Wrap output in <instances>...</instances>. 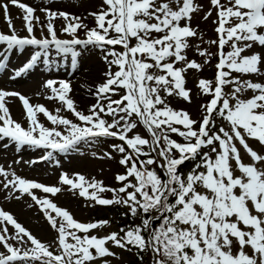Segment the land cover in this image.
<instances>
[{"label": "snow or ice", "instance_id": "6c2138e0", "mask_svg": "<svg viewBox=\"0 0 264 264\" xmlns=\"http://www.w3.org/2000/svg\"><path fill=\"white\" fill-rule=\"evenodd\" d=\"M12 3L25 13L22 30L27 35L17 34L5 5L11 34L0 33V72L6 70L14 51L22 54L28 47L36 50L11 79L29 73L42 57L48 68L53 49L58 55L70 56L75 67L81 54L77 46L101 51L107 71L105 81L96 87V103L89 114L78 111L69 98V82H45L44 87L52 93L46 98L58 100L80 124L52 114L43 105H31L20 93L0 90V141H10L17 151L24 146L45 149L44 161L53 153L77 150L81 142L96 144L107 138L122 142L111 145L112 152L121 155L118 163L125 169L115 177L119 188H107L102 181H88L80 174L75 178L62 174L59 182L70 190L78 189L80 197L97 205H122L128 210L126 215L139 222L105 237L89 235L109 222H77L67 210L32 191L55 196L61 188L28 181L14 172L8 179L10 174L0 167L3 188L19 193L16 199L30 196L58 234V251H52L0 208V245L4 249L0 264H95L116 256L106 246L109 242L125 251L150 254L152 264H264V154L248 143L251 140L264 146V83L244 79L264 77V0H227L226 4L210 0L216 9L213 23L218 40L209 43L218 51L199 50L198 54L206 57L205 64L216 55L218 63L214 81L201 79L197 85L211 97L202 106L204 114L199 121L167 103V97L174 96L190 102L185 73L202 69L185 53L190 47L188 38L198 35L190 21L201 6L193 0H102L98 11L89 13L95 19L93 28L81 23L80 17L41 9L46 23L40 27L47 35L39 39L33 34L40 23V18L33 16L35 9L18 0ZM211 15L209 11L203 19ZM58 18L64 21L61 32L70 39L58 37L53 23ZM78 30L85 31V39L79 38ZM228 87L230 93L225 91ZM249 90L252 96L242 99ZM115 96L119 98L113 99ZM6 97L22 101L28 128L12 119L4 103ZM37 113L53 127L40 123ZM217 116L227 122V130L213 131ZM197 124L198 129L194 128ZM138 125L149 138L134 133ZM60 126L63 131L58 130ZM173 133L184 142L173 139ZM104 156L114 158L111 152ZM188 161L193 167L184 174L180 169ZM105 192H111L112 198H104L101 194ZM8 225L15 229L14 234L9 233Z\"/></svg>", "mask_w": 264, "mask_h": 264}, {"label": "rangeland", "instance_id": "374dc122", "mask_svg": "<svg viewBox=\"0 0 264 264\" xmlns=\"http://www.w3.org/2000/svg\"><path fill=\"white\" fill-rule=\"evenodd\" d=\"M221 2L226 4L227 0H221ZM4 3H6V0H4ZM18 3H23L24 5L30 6L36 10L34 11L33 16L39 17L40 23L36 24L37 25L36 28L38 29L39 34L35 36L39 39L42 37V35L43 36L47 35V32H44L45 30H43L42 33L40 27V24L46 23L45 20L46 13L41 9H48L51 12H56V13L64 12L70 14V16L80 17L81 23H84L86 18L90 19V25L88 28H93L95 27V19L93 16L89 15V13L97 12L102 4V0H18ZM94 3L97 4L95 7L93 6ZM193 3L194 5L201 6L198 8L196 12H193L191 14L192 18L190 21V26L193 29L197 30L198 35L195 37L188 38L190 47L185 50V53L189 61H196L197 63L201 64L202 69L200 71L189 69L185 73V88L187 90H190V97H191L190 102L174 96V97H167V103L174 110L185 111L190 115L191 119L199 121L201 120V117L204 114L202 110V106L206 105L210 101L211 97L208 95H204L197 87V85L199 80L201 79L214 81L217 72L215 65L218 63V57L216 55L211 56L209 58L210 62L205 64L204 61L206 57L200 56L198 52L199 50H207L208 52L213 54L217 53L218 51L217 46L209 43V41L218 40V35L215 32V28L217 27V25L213 23V21L217 19V14H216V9L210 3V0H193ZM17 9L20 10V8ZM21 11L23 12L22 9ZM209 11H212V15L209 16L207 20H204L203 17ZM24 15L25 13L23 12V16ZM4 18L5 17L2 14V10L0 7V33L11 34L8 24L5 25L6 21ZM10 18L11 21H13L12 17ZM17 21L19 22H16L15 26L14 24L12 25L15 28L16 27H20V29L23 28L22 25L24 24L23 17L21 19L17 18ZM33 22L36 23L35 19L33 20ZM53 23L54 25L56 24L58 27H60L63 26L64 21L62 18H58L54 20ZM17 34L22 36L27 35L25 33V30H22V32H19ZM77 34L80 38L82 36L83 37L86 36L85 33H81V32ZM58 37L68 38L66 34L64 35L58 34ZM197 46H199V49L197 48ZM117 48H119V46H117ZM78 50L81 53L80 56L77 58L79 62L78 67L80 65V69H78V71L73 73L74 67L72 63L67 64L68 66L67 65L65 66L66 69L64 68V72L66 73V76L69 78L68 80L72 78L74 80L77 79V73H79V71L83 69L82 66L84 60L91 61L92 59H94L97 62L102 60L104 73L107 71V65L103 60V54L101 51H99L98 49H94L91 46H89V48L87 49H84L81 46L78 47ZM227 50L228 49L226 47L225 51ZM51 52H55V51L51 50ZM30 54L31 53H28L25 56L26 58L24 57L22 61L18 53H13L14 57H16L13 59V61H15V59H18L20 62L19 64L22 65L21 61L24 63V61H26L29 58ZM53 56L56 59H58L54 54H50L49 59L53 58ZM62 62H63V58H61V60L58 59V65H60ZM42 64H43V60L40 61V63L38 62V64L35 67L38 68L42 66ZM50 64L56 65V62L54 60H51ZM176 67H181V64H177ZM31 71H33V69ZM52 71L53 70H50V72ZM113 71H115V68H113ZM58 76L59 75L55 72L45 74L40 77L39 82L41 83L38 85L42 84L44 86L47 79L55 80L56 78H58L56 80L65 81V77H62L65 75L62 74L61 76L59 77ZM22 78L19 80H24V81L19 82L18 84L14 82V85H10L8 87L0 85L1 90L3 91L5 90L7 92H11L9 90H14V92L20 93L24 97L28 98L31 105H33L31 97H34L33 101H35L38 104L40 103L39 105H43L52 114L54 113L56 115L55 110L57 108H60L61 103L56 99L50 100L46 98L47 96L52 95L51 91L45 87L38 92L35 89H31L30 91L29 85L28 86L26 85L29 84V81L25 80L26 76ZM103 79H100L97 82H92L91 83L92 85L89 84L90 86L87 87L85 94L80 92V95H78L77 97H80V100L85 101V105L84 107L83 106L77 107L76 102H74L75 107L77 108L78 111H82L84 114H89V107H87V105H91L90 103L93 101L92 99L96 98L94 95L96 87L100 85ZM244 79H249L253 82L264 83V77L257 78L255 76H247L244 77ZM225 91L230 93L232 89L231 87H228L225 89ZM25 92H28V94H26ZM252 94L253 93L251 92V90H249L248 92L244 93L241 96V98L248 99L252 96ZM117 97L118 96H115L113 98L118 99L119 97L118 98ZM19 100H20L19 97L18 98L6 97L4 103L10 111V106L15 102H19ZM62 108L64 109V111H63V115H60L61 117L63 116L64 118H69L74 123H78V124L81 123L75 118V116L70 118L71 112L65 110L63 105ZM39 115H41V117L44 116L42 115V113H39ZM37 119L39 120V118ZM106 119L110 120L111 118H106ZM39 122L40 123L42 122L48 127H53V125L50 122H48L46 118L39 120ZM198 127L199 124L194 125V128L198 129ZM221 127H224L227 130L228 128L227 122L223 121L222 118L217 116L215 119V127L213 128V131L218 132V130ZM58 130L63 131V127L60 126ZM134 133L139 134L144 138H149L148 133L146 132V130L142 125H138V127L134 130ZM132 134L133 133H130L129 135ZM171 135L173 139L177 140V142H181V143L184 142L183 138L177 136L176 134L173 133ZM113 143H122V142L118 140H114L112 138L104 139L102 140V142L96 144H88L81 142V144L78 145L77 150H70L67 153H56V154L53 153L54 158L52 157L50 160L47 161L41 159V157L45 154L46 150H38L26 146L27 148H29L30 152L27 149H26V153L23 150H19L17 152V149H15L16 151L10 150L4 155L0 154V167L4 168L5 171L10 174L8 179L12 178L11 173L14 172L16 176L24 178L28 181L38 182L45 186H56L61 188V191L57 193L55 196H52L51 194L48 193H43L39 189H33L32 191L38 198L40 199L48 198L50 201L55 203L59 208L67 210L73 216L74 220H76L77 222L87 224L98 221H108L109 223L104 227L94 229L92 230L91 233H89V235H96L98 238L105 237L113 232H119L121 228H125L126 226L133 223H138L139 221L137 220L134 222L132 218L129 219L130 215H126L128 211L126 207L122 205H111V206L97 205L94 203V201L88 200L84 197H80L78 189L74 191L70 190V186L62 185L59 181H60V176L62 174L66 173L70 178H75L76 174H80L83 175L88 181H92V180L102 181L103 185L107 188H113V189L119 188L121 185L116 181L115 177L118 174H123L125 169L118 163L119 159L121 158V155L116 152H112L111 145ZM248 143L250 147H252L254 150H256L261 154H264V146H261L258 144V142H254L251 140H249ZM238 147L240 146L238 145ZM240 150L244 162L248 163L249 158L247 157L246 153H244L243 148L240 147ZM105 152H111L114 158L108 159L107 157L104 156ZM17 155L18 157L20 156L18 158L20 161L16 159ZM30 161H35V163H29ZM189 171L190 169L187 171V173ZM3 182H4V177H0V208L10 213L14 217V219L19 224H21L26 230H28L31 233V235H33L35 238H37L38 240H40L41 242L47 245H50L51 246L50 250L58 251L57 248L58 234L55 230L51 228L50 224L45 218L44 212L41 211L40 206L37 205L28 195H23L20 197V199H16V196H18L19 193H10L8 189H4ZM101 195L104 198H108V199L112 198L111 192H105L102 193ZM51 215L55 216V213H51ZM7 227L9 233L14 234L15 229L11 225H8ZM80 235H84V234L80 233ZM9 242L14 243L13 241H9ZM106 246L109 247L111 251L115 252L116 256L101 258L100 260L96 261L95 264H103L104 260L109 261V264H152L150 254L148 253H137L135 249H133L132 251H125L113 246L111 242H109V244ZM0 251H4L2 245H0ZM141 256L143 257V259H141Z\"/></svg>", "mask_w": 264, "mask_h": 264}, {"label": "bare ground", "instance_id": "6f19581e", "mask_svg": "<svg viewBox=\"0 0 264 264\" xmlns=\"http://www.w3.org/2000/svg\"><path fill=\"white\" fill-rule=\"evenodd\" d=\"M9 1V0H8ZM3 2V0L1 1ZM24 2V1H23ZM25 3V2H24ZM97 4H93V6L95 7ZM9 14H10V17H12L13 21H11L12 24H14V26L16 25V22H19L17 21V18H22L23 17V12L21 11V9H17L16 6H13V5H9ZM36 11V10H35ZM41 12V11H40ZM40 16V15H39ZM2 17V16H1ZM42 18V17H41ZM34 20V19H33ZM42 20V19H41ZM21 23V22H20ZM34 23V22H33ZM4 24V23H3ZM36 24V23H34ZM83 24H86L88 27L90 25V19H85V22ZM5 25H7V23H5ZM23 25V24H22ZM37 27V25H36ZM34 28V35H38L39 34V31L37 28ZM61 28L62 26L58 27L56 24H55V29L57 31V34H62L64 35L62 32H61ZM22 29H20V27H16L15 30L17 33L19 32H22ZM2 30V29H1ZM46 32V29H44ZM81 32V33H85L84 30H80L78 31V33ZM24 33V32H23ZM25 33L27 34L26 30H25ZM82 35V34H81ZM71 37H68V38H60V39H70ZM80 38V37H79ZM81 38L85 39L86 36H82ZM80 38V39H81ZM81 47V46H79ZM81 49V48H80ZM79 49V50H80ZM31 49H26L22 54L21 56H24L26 53L30 52ZM84 51V50H83ZM85 55V54H84ZM89 55V54H88ZM54 57V56H53ZM26 58V57H25ZM62 58V56H61ZM56 62V65H58V60H54ZM40 63V62H39ZM71 63V61H69L68 58H65L63 56V62L59 65L58 67V70L56 71H52V72H55L57 73L59 76H61L62 74L65 75V76H62V77H65V81L66 82H69L70 85H71V88H72V91L68 94L69 95V98H72V100H74V102H76V106H83L85 105V101L83 100H80V97H77L78 95H80V92H82L83 94H85V91L87 89L88 86H90L89 84H91L92 82H97L99 81L100 79H103L104 78V67L102 66V60L101 61H96L94 59H92L91 61H86L84 60L83 61V66H82V70L79 71V73H77V79L74 80L73 78L68 80L69 78L66 76V73L64 72V68L67 64ZM78 59H77V63L74 67V72L75 73L76 71H78V69H80V65L78 67ZM13 64V63H12ZM22 64V63H21ZM41 65V64H40ZM21 66V65H20ZM39 66V65H38ZM68 66V65H67ZM72 66V65H71ZM40 68H43V69H40ZM40 68H37V70L35 71H31V73H28V74H25L24 76H26V79L25 80H28L29 81V84H26L27 86L29 85V90L31 91V89H35L38 91L42 90L44 88V86L41 84V85H38L40 84L41 82L40 81V77L45 75V74H49V73H52L50 72V70L52 69H49V70H46V68H44L43 66H41ZM70 68V67H69ZM19 69V68H18ZM66 69V68H65ZM67 71V70H66ZM70 72V71H69ZM69 74V73H68ZM58 76V77H59ZM49 78V77H48ZM23 79V78H22ZM54 79V78H53ZM58 79V78H56ZM55 79V80H56ZM106 77L103 79V81L100 83L102 84L104 81H105ZM47 80H50V79H47ZM46 80V81H47ZM54 80V81H55ZM24 80H15L14 79H10L7 75L4 76L1 80H0V85L1 86H10V85H14V82L16 84H18L19 82H22ZM42 81V80H41ZM58 81V80H56ZM61 81V80H60ZM64 81V80H63ZM37 82V83H36ZM59 82V81H58ZM92 85V84H91ZM43 86V87H42ZM58 87V83L56 85ZM13 87V86H12ZM17 89V88H16ZM1 90V89H0ZM5 91V90H4ZM26 94H28V92H25ZM18 98V97H17ZM32 98V103H33V106L35 105H39L38 103H36L35 101H33L34 97H31ZM93 98V97H92ZM118 98V97H117ZM114 99V98H113ZM93 101L90 103L91 105H87V107H91L92 105H94L96 103V98H93L92 99ZM106 103V102H104ZM57 105V103H56ZM59 106V104H58ZM57 106V107H58ZM55 109V108H54ZM60 109L61 111L59 113H56V115H63V111L64 109L62 108V104L60 106ZM83 109V108H82ZM66 110V109H65ZM56 112V111H55ZM82 112V111H81ZM10 114H11V117L13 120H15L16 122L20 123L24 128H28V120H27V116H26V113H25V110L23 108V104H22V101L19 100V102H15L14 104H12L10 106ZM54 114V113H53ZM70 114V113H69ZM43 115V114H42ZM74 115L71 113V117L72 118ZM63 117V116H62ZM67 117V116H66ZM37 118H39V120L41 119H45L46 117L45 116H42L39 115V113H37ZM69 119V118H67ZM70 120V119H69ZM44 121V120H43ZM49 122V121H48ZM42 123V122H41ZM43 124V123H42ZM45 125V124H44ZM48 125V124H47ZM45 127H48L45 125ZM48 128H52V127H48ZM59 129V128H58ZM7 143L9 146L8 147H4V144ZM17 149L16 146L11 143L10 141H0V151L2 155L6 154L7 152H9L10 150H15ZM26 149L29 150V148H27L26 146H24L23 148H21L20 150H23L25 153H26ZM38 150H45V149H38ZM16 151V150H15ZM18 152V151H17ZM21 152V151H20ZM19 152V153H20ZM30 152V150H29ZM15 153V152H14ZM46 153V152H45ZM44 154V153H43ZM56 154V153H55ZM19 155V154H18ZM17 155V158L18 157ZM32 155V154H31ZM12 156V155H11ZM4 157V156H3ZM54 158V157H53ZM26 159V158H25ZM19 160V159H18ZM20 161V160H19ZM24 161V160H23Z\"/></svg>", "mask_w": 264, "mask_h": 264}, {"label": "trees", "instance_id": "16d2710c", "mask_svg": "<svg viewBox=\"0 0 264 264\" xmlns=\"http://www.w3.org/2000/svg\"><path fill=\"white\" fill-rule=\"evenodd\" d=\"M190 163H192L191 161H188L185 163V165L181 166V169L183 168L184 170L188 168V166L190 165ZM183 172V171H182ZM122 212V211H121ZM129 219H131V217H129Z\"/></svg>", "mask_w": 264, "mask_h": 264}]
</instances>
